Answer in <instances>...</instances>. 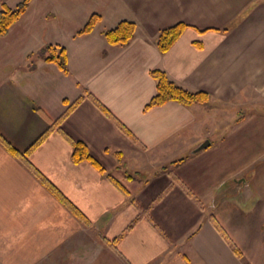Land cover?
Returning a JSON list of instances; mask_svg holds the SVG:
<instances>
[{"label": "crops", "instance_id": "0c3cea01", "mask_svg": "<svg viewBox=\"0 0 264 264\" xmlns=\"http://www.w3.org/2000/svg\"><path fill=\"white\" fill-rule=\"evenodd\" d=\"M123 20L134 38L109 45ZM178 23L161 54L159 32ZM0 40V135L17 151L82 97L29 161L90 222L0 144V264H264V0H29ZM46 45L65 49L67 75L39 57ZM155 69L209 101L146 110ZM62 133L104 173L74 163Z\"/></svg>", "mask_w": 264, "mask_h": 264}, {"label": "trees", "instance_id": "16d2710c", "mask_svg": "<svg viewBox=\"0 0 264 264\" xmlns=\"http://www.w3.org/2000/svg\"><path fill=\"white\" fill-rule=\"evenodd\" d=\"M29 5V0H23L16 5L15 8L10 9L3 7L0 9V38L5 37L10 28L20 19V17L25 13ZM100 16L93 14L88 22L77 32V35H86L93 31L96 24L100 21ZM187 25L184 23H178L166 29H163L159 32L157 37L156 46L158 51L161 54L166 53L171 49L174 43L181 37L184 33ZM136 26L133 22L130 21H120L114 28L106 30L103 33V37L109 45L117 47L127 46L131 40L134 38ZM39 57L45 63L55 64L59 70L67 75V56L64 48L58 46L46 45L38 53ZM151 78L156 83V93L151 98L149 103L146 105L145 109H150L153 107L162 106L168 102H175L180 105L189 107L194 104H207L209 101V95L206 92H190L172 82L167 75L159 70L155 69L150 71ZM82 97L74 101L69 105L67 101H63L65 105H68L64 113L53 122L48 130L43 133L39 138H37L25 151L19 152L13 148L1 135H0V144L7 150L9 154L21 161L25 167L33 174V176L43 185L70 213H72L84 226L90 225L89 220L72 204L70 203L55 187L54 185L43 175L41 174L29 161L31 153L46 139L49 133L54 129H60V126L63 120L72 112L81 102ZM98 107L110 118L112 116L109 112L103 108L100 104ZM60 131V130H59ZM61 132V131H60ZM63 134V133H62ZM64 137L70 142L72 146V155L71 159L74 163L89 162L94 166L100 173H104L103 168L99 163L90 155L87 146L78 141H72L65 134ZM117 161L120 163V155L117 154ZM182 159L171 164H177L181 162ZM165 169V168H163ZM109 180L124 194L128 195L127 191L120 186L112 177L107 176ZM144 214V213H143ZM138 217L137 220H139ZM133 225L130 226V228ZM107 245L115 250L116 240L105 241ZM236 251V250H235ZM238 255L239 252H236Z\"/></svg>", "mask_w": 264, "mask_h": 264}, {"label": "rangeland", "instance_id": "374dc122", "mask_svg": "<svg viewBox=\"0 0 264 264\" xmlns=\"http://www.w3.org/2000/svg\"><path fill=\"white\" fill-rule=\"evenodd\" d=\"M2 38H5V37H2ZM2 38H0V39H2ZM9 40H10L11 43H12V44H11V46H12V47H11V50H12V48L16 45V43H14V40H15V39H14V38H11V39H9ZM0 41H1V40H0ZM15 42H16V41H15ZM3 43H4V42H2L1 44H3ZM247 111H248V110H243L241 113H242V114H245V113H247ZM120 171H121L120 173H122V174H129V175H132V172H129L128 170H124V169H123V170H120Z\"/></svg>", "mask_w": 264, "mask_h": 264}, {"label": "water", "instance_id": "95a60500", "mask_svg": "<svg viewBox=\"0 0 264 264\" xmlns=\"http://www.w3.org/2000/svg\"><path fill=\"white\" fill-rule=\"evenodd\" d=\"M208 145V142H206L205 144H203L199 149H202L204 147H206Z\"/></svg>", "mask_w": 264, "mask_h": 264}]
</instances>
